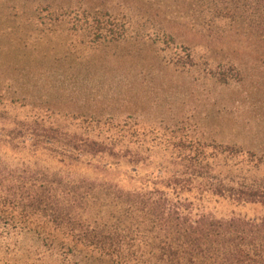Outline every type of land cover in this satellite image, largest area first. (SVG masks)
<instances>
[{
	"label": "rangeland",
	"instance_id": "374dc122",
	"mask_svg": "<svg viewBox=\"0 0 264 264\" xmlns=\"http://www.w3.org/2000/svg\"><path fill=\"white\" fill-rule=\"evenodd\" d=\"M81 9L109 11L130 24L128 37L84 42L69 20L57 18ZM37 117L53 144L18 145ZM7 131L20 146L0 141V156L9 153L12 166L59 168L62 161L77 175L126 186L130 163L105 172L68 159L76 133L104 140L106 155L136 154L144 173L174 167L192 145L236 146L243 156L223 160L216 174L228 188L256 184L264 180V38L239 23L200 32L171 21V0H0V135ZM183 196L219 219L264 215L263 204L239 205L233 191Z\"/></svg>",
	"mask_w": 264,
	"mask_h": 264
},
{
	"label": "trees",
	"instance_id": "16d2710c",
	"mask_svg": "<svg viewBox=\"0 0 264 264\" xmlns=\"http://www.w3.org/2000/svg\"><path fill=\"white\" fill-rule=\"evenodd\" d=\"M65 13L57 18L69 20L86 43H118L128 37L130 24L121 25L109 11ZM173 20L200 32L223 21L239 23L264 38V0H171ZM168 37L175 42L172 34ZM34 121L32 134H21L18 145L53 144L55 137L39 133L43 118ZM75 134L65 148L73 164L95 163L93 169L107 172L130 163L127 185L77 175L62 161L59 168L25 161L12 166L5 152L0 156V264H264V215L219 219L183 196L223 197L233 191L239 205H264V180L228 188L216 174L223 160L243 156L238 147L192 145L174 167L144 173L133 161L136 154H112L113 165L104 140ZM17 138L13 131L0 135L12 149L20 147Z\"/></svg>",
	"mask_w": 264,
	"mask_h": 264
}]
</instances>
